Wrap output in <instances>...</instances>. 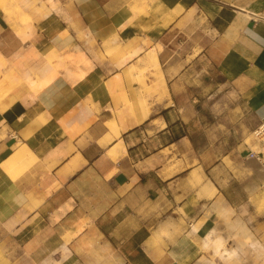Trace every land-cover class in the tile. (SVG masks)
I'll use <instances>...</instances> for the list:
<instances>
[{
	"label": "crops",
	"instance_id": "1",
	"mask_svg": "<svg viewBox=\"0 0 264 264\" xmlns=\"http://www.w3.org/2000/svg\"><path fill=\"white\" fill-rule=\"evenodd\" d=\"M11 4L38 20L0 9V264H195L183 223L257 213L264 153L243 129L264 125V0ZM158 45L168 96L136 123L130 68ZM21 145L36 161L11 172ZM245 217L264 246V213Z\"/></svg>",
	"mask_w": 264,
	"mask_h": 264
},
{
	"label": "bare ground",
	"instance_id": "2",
	"mask_svg": "<svg viewBox=\"0 0 264 264\" xmlns=\"http://www.w3.org/2000/svg\"><path fill=\"white\" fill-rule=\"evenodd\" d=\"M9 8H10L8 11L9 13L10 12L12 13L14 11L18 17H21L22 19L23 18L27 19V16L19 11L16 4H12V6ZM21 21L23 23L24 20ZM160 50H161L160 45H158V47L149 49L144 55V58L142 60L143 66L141 67L136 66L134 68L131 67L129 73L130 76L134 77L135 76L134 73H137L138 76L136 77L138 81L140 80L138 82L139 86L135 88L133 93V95L135 96L134 98L135 105L133 104V109H137L139 111L138 114L133 116L132 118L133 122L141 123L143 121H146L153 112L151 104L153 102L160 103L168 96V92L166 90V81L164 78V74L160 62L158 60V52ZM55 56L56 54H52V53L49 55L50 58ZM107 125H109L108 127L111 133V135H109L108 140L111 139L112 137H119L121 135L120 127L116 124V122L113 121L110 124L107 123ZM253 134L259 140H261V138L263 139L264 125H261L259 128L253 131ZM105 139L100 140L99 142L100 147H104L107 145V141ZM116 154L117 153H114L115 156ZM35 161L36 158L33 152H31V150L28 149L26 146L21 145V147H19L18 150L7 161L3 162L4 163L3 165L6 166L11 172H14L34 164ZM196 178L199 179V177ZM200 181L201 180H196L197 184L200 183ZM191 184L193 185V182ZM257 204H258L257 206H261L262 208V206H264V198L261 199ZM159 226L162 227V222L159 223ZM242 227L244 228V229L242 228L244 244L251 251L257 254V260L252 264H264L263 244L259 242L258 239L255 238L254 234L246 227L244 223H242ZM192 232L201 235L203 247L206 249V251H210L213 257H215L216 259L223 260L227 264H232L229 261H233L235 257L238 255V250L236 248L229 249L226 246L227 235L218 232L216 227L207 226L204 229L200 230L199 227L193 226ZM197 264H217V262L210 260L208 262L205 261L198 262Z\"/></svg>",
	"mask_w": 264,
	"mask_h": 264
},
{
	"label": "rangeland",
	"instance_id": "3",
	"mask_svg": "<svg viewBox=\"0 0 264 264\" xmlns=\"http://www.w3.org/2000/svg\"><path fill=\"white\" fill-rule=\"evenodd\" d=\"M13 1L14 0H0V9L3 11V14L5 16V20L8 23H10V24L14 25V27H16L19 22H22L21 20H24V21L27 20L30 25L32 24L33 21L38 20L37 18L34 17L33 14H30L27 19L26 18L22 19L21 17H18L14 11L12 13L11 12L9 13L8 8L12 6L11 3ZM143 58H144V56L141 57V60L138 61L135 64V66L133 65L131 67L134 68L136 66H139V67L143 66V63H142ZM38 74H39V72L34 73L35 76L39 77ZM139 81H138L137 77L134 79H131V82L133 84H135L136 87L139 86V84H138ZM155 103L156 102H153L151 104L152 110H153ZM245 116L246 115L244 114L242 116V118H245ZM229 117L234 118V112H230ZM230 125H232V122ZM260 126H261V124H258L254 128L249 129L248 131L243 129V138H244L243 143H245L247 146H249V148L252 149L255 153H257L259 151H264V144L262 142V138H261V140H259L253 134V131H255ZM229 130H230V132L233 133L232 129H229ZM238 131H239V127L236 129V132H238ZM199 144L201 146H204V143L201 141L199 142ZM234 145H235V143H234ZM234 145L232 143V146H234ZM260 196L261 195H257L251 199V202L253 204H255V209H256L258 215L264 213V206H262V208H261V206H257L258 204H256L257 201H259V199L264 198V195L262 197H260ZM252 208L253 207L245 206V207L239 208L236 211L235 210H226V209L220 207L219 203H215L210 207L209 206L204 207L202 210V213L200 215L196 216L193 219H190L187 223H183L184 227L182 229L177 228V230H176L177 232H183L184 231L188 235H190V237H192V239H194L196 241L200 250L202 251L200 259L195 264H197L198 262H204V261L208 262L210 260L217 262V264H227V263H225L223 260L216 259L215 257H213V255L211 254L210 251H206V249L202 245L201 235H199L198 233L192 232L193 226L199 227L200 230L204 229L207 226H214V227H216L218 232H221V233L227 235L226 246L229 249L236 248L238 250V255L235 257V259L233 261H229L230 263H232V264H252V263H254L257 260V254H255L253 251H251L244 244V237L242 235V228H243L242 222L239 221V220L246 221V220L250 219V217H247V218L245 217L248 213H251L252 217L257 215V213H255V211H253ZM251 219L250 220L252 221V225H254L255 219L254 218H251ZM162 226H163V223H162ZM255 238L258 239L256 236H255ZM258 241H259V239H258ZM186 263H188V262H186Z\"/></svg>",
	"mask_w": 264,
	"mask_h": 264
},
{
	"label": "built area",
	"instance_id": "4",
	"mask_svg": "<svg viewBox=\"0 0 264 264\" xmlns=\"http://www.w3.org/2000/svg\"><path fill=\"white\" fill-rule=\"evenodd\" d=\"M262 142H263V144H264V138L262 139ZM264 153V151H260V152H258V153H256V154H254V153H251L252 154V156H256V155H260V156H263V153Z\"/></svg>",
	"mask_w": 264,
	"mask_h": 264
}]
</instances>
